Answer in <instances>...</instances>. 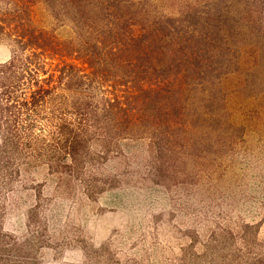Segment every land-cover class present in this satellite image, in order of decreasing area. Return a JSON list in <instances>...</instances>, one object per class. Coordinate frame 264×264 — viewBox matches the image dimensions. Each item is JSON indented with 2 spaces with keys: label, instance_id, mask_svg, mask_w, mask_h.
<instances>
[{
  "label": "rangeland",
  "instance_id": "1",
  "mask_svg": "<svg viewBox=\"0 0 264 264\" xmlns=\"http://www.w3.org/2000/svg\"><path fill=\"white\" fill-rule=\"evenodd\" d=\"M31 1L53 90L0 21V264H264V0Z\"/></svg>",
  "mask_w": 264,
  "mask_h": 264
},
{
  "label": "trees",
  "instance_id": "2",
  "mask_svg": "<svg viewBox=\"0 0 264 264\" xmlns=\"http://www.w3.org/2000/svg\"><path fill=\"white\" fill-rule=\"evenodd\" d=\"M28 3L34 4L31 0H27ZM44 2H49V0H42ZM12 2L16 6V10H14L13 13H2V7L0 5V21L3 24V26L9 27L11 24L9 21H7L9 17L13 18L14 16L17 18L16 24L14 27H12V31L17 33L20 36V39L23 40V38L26 40L27 47L30 46L31 48H34L35 51L32 52L30 56L25 58V63H27V68H30V66H33L37 78H31V86L29 87V90L26 91L24 96V105H32L33 107H36L37 102L45 101L48 94H50L53 90V87L51 86L52 82L54 81L53 77L51 79L46 78H40L39 75L41 73L42 65H46L47 63L44 61L43 64L38 63V61L35 60V55H40L42 58L47 57L45 55H51V49L41 47L38 44V37L34 36V30L27 33V29L25 26L26 23V16L22 17L21 15L25 13V9H31V6H26L25 0H12ZM73 3V2H72ZM15 33V34H16ZM41 44V43H40ZM42 49V52L36 51V49ZM13 66V64H10ZM4 66H2L3 68ZM16 68V67H15ZM24 71V70H23ZM33 71L30 69V73ZM25 72V71H24ZM27 72V71H26ZM32 74V73H31ZM34 75V74H33ZM49 83V84H48ZM35 88V89H34ZM19 102V101H18Z\"/></svg>",
  "mask_w": 264,
  "mask_h": 264
}]
</instances>
